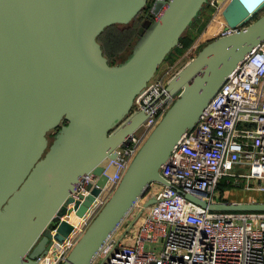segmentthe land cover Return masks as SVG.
Listing matches in <instances>:
<instances>
[{"label":"water","instance_id":"obj_1","mask_svg":"<svg viewBox=\"0 0 264 264\" xmlns=\"http://www.w3.org/2000/svg\"><path fill=\"white\" fill-rule=\"evenodd\" d=\"M208 1L152 0L153 18L125 57L109 62L98 35L128 23L148 0H0V264H37L51 228L59 240L71 230L60 214L76 183L91 169L99 174L98 185L75 201L81 215L107 178L101 161L146 116L128 114L134 96ZM263 8L264 0L227 2L222 14L233 30L205 42L168 80L175 98L61 264H90L148 186L165 182L160 166L174 144L264 39ZM187 195L211 209L264 210V200Z\"/></svg>","mask_w":264,"mask_h":264},{"label":"built area","instance_id":"obj_2","mask_svg":"<svg viewBox=\"0 0 264 264\" xmlns=\"http://www.w3.org/2000/svg\"><path fill=\"white\" fill-rule=\"evenodd\" d=\"M232 30L225 26L220 34ZM199 45L193 40L134 96L128 114L142 110L145 118L116 146L114 157L101 161L107 178L81 215L75 201L98 185L99 174L91 169L76 183L60 214L72 228L62 240L54 237L56 227L51 228L52 242L37 264H61L65 259L175 98L167 82L182 66L180 59L189 60ZM160 173L165 182H152L155 201L138 209L134 225L116 226L94 256L95 264H264V210L211 209L187 195L221 201V182L264 195V39L226 75L195 123L174 144Z\"/></svg>","mask_w":264,"mask_h":264},{"label":"rangeland","instance_id":"obj_3","mask_svg":"<svg viewBox=\"0 0 264 264\" xmlns=\"http://www.w3.org/2000/svg\"><path fill=\"white\" fill-rule=\"evenodd\" d=\"M151 1L152 0H150V2ZM216 2L217 1L209 0L208 3H206L203 6L199 14L194 18L191 24L184 31L185 33L192 36L194 41L199 40V38L201 37L200 40L201 42L199 47H201L205 42L208 41V39H210L208 38V35H210L212 38L215 37L214 32L216 31L214 30H216L215 25L217 24ZM262 11H264V8L260 12ZM143 12L142 11L139 12L127 24H114L105 28L101 32V34L99 35V41L101 42L103 50L105 51L109 59H111L112 61H118L122 59L130 51L134 41L138 36L139 23L141 21ZM183 51H184L183 47L176 44L169 52L168 56L161 61L156 72L161 70L167 64L177 60L182 55ZM180 60L181 61L178 64L183 65L188 60V58L184 57L181 58ZM139 130L140 129H138L137 131ZM245 170H247V168ZM154 188H155L154 184L152 183L148 186L145 193L135 202V204L127 213V215L121 220L120 228H122L132 220V218L136 215L138 209L143 205V202L146 200L148 195L154 190ZM220 189L223 191L226 197H232L234 192L238 190V189L227 188L224 185H220L219 190ZM254 200H264V196L261 195L255 196ZM90 264H95V259H93Z\"/></svg>","mask_w":264,"mask_h":264},{"label":"crops","instance_id":"obj_4","mask_svg":"<svg viewBox=\"0 0 264 264\" xmlns=\"http://www.w3.org/2000/svg\"><path fill=\"white\" fill-rule=\"evenodd\" d=\"M229 0H218V6L216 5V13H217V24L215 25L216 27V32L214 36H217L220 34V31L223 27L227 26L226 24V20L222 14V10L223 8L225 7V5L227 4ZM220 14V16H219ZM208 38L212 39V37L210 35H208ZM214 38V37H213ZM208 39V40H210ZM201 37L199 38V40H197L199 43L201 42ZM220 185H224L226 186L227 188H232V189H238V190H234V194L232 195V197H226L225 194L223 193V191L221 189L219 190L220 188ZM217 194L219 197H221L223 200H234V201H247V200H254L255 196H258V195H261V196H264L262 194L261 191L259 190H256V189H253V188H246L245 186L243 185H229V184H225L223 182H221L219 185H218V188H217ZM152 195V192L148 195V196H151Z\"/></svg>","mask_w":264,"mask_h":264},{"label":"trees","instance_id":"obj_5","mask_svg":"<svg viewBox=\"0 0 264 264\" xmlns=\"http://www.w3.org/2000/svg\"><path fill=\"white\" fill-rule=\"evenodd\" d=\"M148 2H150V0H148ZM147 2V4H146V8L144 7L142 10H140L139 12H143V15H142V18H141V21H140V23H139V32H138V35L140 34V32H141V30H142V28H143V21L146 19V18H153V14L149 11V8H150V5H151V2L150 3H148ZM138 12V13H139ZM137 13V14H138ZM136 14V15H137ZM135 15V16H136ZM134 16V17H135ZM133 17V18H134ZM132 18V19H133ZM131 21V20H130ZM114 24H127V23H114ZM114 24H111V25H114ZM191 24V23H190ZM111 25H109V26H111ZM109 26H107V27H109ZM106 27V28H107ZM101 34V33H100ZM99 34V35H100ZM99 35H98V40H99ZM193 42V37L192 36H190L189 34H187V33H183L182 35H181V37L179 38V41H178V45H180V46H182L183 47V49L185 50L191 43ZM200 48V47H199ZM198 51V50H197ZM104 53H105V51H104ZM106 54V53H105ZM107 55V54H106ZM125 57V56H124ZM123 57V58H124ZM122 58V59H123ZM108 59H109V57H108ZM121 60V59H120ZM119 61V60H118ZM109 62H116V61H112L111 59H109Z\"/></svg>","mask_w":264,"mask_h":264}]
</instances>
